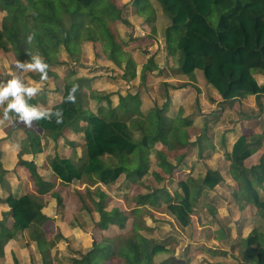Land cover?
<instances>
[{
  "label": "trees",
  "instance_id": "16d2710c",
  "mask_svg": "<svg viewBox=\"0 0 264 264\" xmlns=\"http://www.w3.org/2000/svg\"><path fill=\"white\" fill-rule=\"evenodd\" d=\"M147 1L132 0L139 13L148 8L144 5ZM158 1L170 21L166 40L176 57L179 73L194 77L195 71L201 69L224 101L234 102L255 95L261 106L264 84L259 83L255 73L264 74V0ZM0 8L5 12L0 21V50L13 52L16 61L30 59L29 53L39 54L48 64L47 74L52 76L51 67L61 64L62 51L65 50L71 60L80 62L83 43L87 41L97 57L111 59L121 69L124 66L116 55L122 44L117 29L122 9L117 0H0ZM29 35H33L31 42L27 39ZM150 63H153L151 58ZM124 77L131 80L126 71ZM85 78L77 77L75 71L65 78L62 99L50 107L62 110L61 123H56L55 118L33 121L34 126L56 144L73 131L81 132V161L59 153L49 155L47 163L42 166L35 160L25 159L26 154L35 156L44 151L42 137L32 125L26 127L22 122L16 123L15 116L9 114L14 126L24 130L26 135L20 141L19 159L12 172L4 167V140L0 138V192L9 185L10 174L20 168L30 175L33 188L0 196V203L8 207L0 219V257L5 255L9 240L27 231L40 252L41 264H179L172 254V247H169V240L154 239L142 232L153 231V227L144 221V214L164 202L180 226L189 227L206 189L214 190L224 181V176L219 170L209 168L200 178L179 181L180 191L171 194L161 183L167 179L166 175L174 173L185 157L182 143L178 140L172 143L180 136L178 125L173 127L169 138L166 135L168 130L162 132L160 123L148 119L151 112L147 115L140 110L130 112L119 105L108 110L107 115L93 111L84 114V97L94 99L99 95L91 89V79L85 81L90 88L87 94ZM73 85L77 86L75 101L67 102L65 98ZM40 100L33 96L28 103L39 107ZM155 111L157 113L160 109ZM0 112L2 114L3 110ZM136 116L139 122L132 127L129 120ZM67 142L75 146V141L68 137ZM157 143H162V148L155 147ZM263 146L264 129L241 134L227 153V159L230 160L229 172L238 186L234 190L235 196L241 203L257 207L264 217V153L259 163L246 164L247 159ZM201 149L202 154L203 147ZM152 155H155L160 169L150 171ZM171 155L176 164L170 160ZM43 168H48L52 177L62 185L86 184L84 193L79 192L78 209L93 217L97 230L107 231L117 226L123 233L94 239L90 247L77 252L69 263L60 262L53 249L63 235L45 230L50 217L44 208L48 193L62 208H66L67 199L55 190L57 183L42 173ZM123 175L148 190L138 193L135 196L138 206L128 210L110 205V195L102 187L116 184ZM130 219L132 223L128 227ZM241 243L246 249L243 253L247 262L264 264L263 230L254 228ZM161 255L167 256L157 261ZM15 261L21 264L18 258Z\"/></svg>",
  "mask_w": 264,
  "mask_h": 264
},
{
  "label": "rangeland",
  "instance_id": "374dc122",
  "mask_svg": "<svg viewBox=\"0 0 264 264\" xmlns=\"http://www.w3.org/2000/svg\"><path fill=\"white\" fill-rule=\"evenodd\" d=\"M150 2L152 5L155 4L160 14V21L168 20V17L166 19V15L162 12L163 9L160 2L158 0H149L144 5L150 7ZM119 6L122 9L120 27L124 31L120 32L117 26L118 36L122 44L117 49L116 55L118 61L124 63L122 69L115 64L110 63L109 66H106L105 63H99L103 58L97 57L93 47L87 41H84L81 50V61L71 60L69 54L63 50L60 55L61 64L53 65L51 67L53 75L49 76L47 74V79L45 80H41L40 74L37 72L25 71L16 73L14 71L16 63L14 53H5L0 50V80L6 81L13 75L18 74L26 84H38L40 91L35 96L39 97V100L40 97L42 98L39 102V107L48 109L51 105L60 101L64 80L70 73L75 71L77 77L91 74V77L94 76L93 89L98 91L99 95L94 99L84 97L82 100L84 114L93 111L107 115L108 110L118 108L119 105H122L123 108L128 109L130 112L147 111L145 115L151 112V116L148 119H153L160 123L163 128L162 132L168 130L166 135L169 138H171L173 127L178 125L180 136L173 139L172 143L178 140L180 144L182 143V150L186 149L189 145L188 142H190L188 134H186L188 131H186L183 112L190 114V117L194 120L193 125L189 129L190 139L192 138V140L196 141L199 138L200 140L191 148L186 164L183 167H178L171 176L163 180L161 186L175 195L176 192L180 191L179 181L186 180L189 177L200 178L209 168L221 171L224 181L217 185L214 190L206 189L193 214V223L189 227H181L178 221L169 214L166 204L162 202L159 207H155V209L144 214V221L153 227V231L142 232L154 239L169 240V246L172 247L174 253L178 257H184V264H212L218 261L225 264H252V262H247L244 258L245 254L243 252L246 249L243 248L241 242L256 227L264 231V217L260 214L257 207L245 202L241 203L238 197L235 196L234 190L238 186L230 175V162L227 159L226 152L236 138L245 131L244 127L264 129V96L261 98L262 108L258 105L255 96L234 102L214 99L213 91L219 92L213 85L209 84L210 86H208L207 83H204L207 80L201 69L196 70L194 77L180 74L175 55H173L174 60L171 58V49L163 45L157 51L148 50V46H151L148 44H144V46H147L146 49L143 48L138 43L140 40H136L137 37L133 36L134 26L131 28L126 17V8L131 5L124 6L120 4ZM132 6L136 8V5L132 4ZM134 8L131 9L133 13L135 11ZM148 12L150 14L148 22H152L156 18L155 14L157 12L152 8ZM129 13L127 12V14ZM4 14L5 12L0 8V21ZM214 24L217 25L216 19ZM139 49L151 53L150 56L155 55V58L161 63L159 61L157 63H145L147 59L145 55L140 60ZM125 71L128 74V78L132 81L129 82L124 77L123 73ZM255 76L259 83L264 84L263 73H255ZM174 78L183 81V87L190 88L193 86L189 90L190 94L185 92L182 96L175 95V88L170 86L178 83V80H174ZM165 79L173 82H166ZM85 81L89 82L90 79L86 77L83 80L88 94L90 93V88ZM164 83L169 85L166 86ZM200 85L206 90V101L200 95ZM187 94L188 96H186ZM186 97L187 100L184 103L183 112L176 113L179 107L174 105L172 109V100L170 98L176 99V103H178V101ZM121 98H124L125 101H122ZM164 99H167L166 103H164ZM156 102L159 103V106L155 105ZM203 102L206 104V108ZM163 103L164 106H160ZM156 108L160 109L157 113L155 111ZM0 109L3 110V106H0ZM80 123H83L82 119H80ZM32 126L42 137L44 151L35 156L25 155V159L33 157L36 163L42 166L47 163L49 155L59 153L64 157H72L76 161H81L80 158L83 157L81 132L73 131L66 137L60 138L56 144L44 131L36 128L33 122ZM5 132H8V134L7 137H2L4 140L2 146L6 150L3 159L5 167L12 170L17 166L19 144L26 133L21 128L14 126L12 118L8 120L2 119L0 112V135ZM67 137L75 141V146L67 142ZM202 147L203 153L201 154ZM263 153L264 146L247 159V166L259 163ZM151 157L150 171L158 166L155 155ZM171 160L176 162L174 158ZM17 170L11 175L12 190L22 193L30 187L33 188L28 172L23 168ZM42 173H45L48 179L57 183L55 190L59 191L67 199L66 208H62L58 200L51 193H48L46 196L48 203L44 208L45 213L50 217V220L44 226L45 230L63 235V238L53 249V254L57 256L60 262L69 263L71 258L77 255V252L84 251L90 245L92 238L93 240H100L105 235L123 233V230L117 226H112L107 231L97 230L93 217L86 211L83 212L78 209L80 202L79 192L84 193L86 184L77 182L73 185H62L52 177L48 168H43ZM102 187L110 195L108 200L110 205H117L125 210L138 206L135 197L138 193L148 192L139 183L126 178L125 175L116 184L107 188ZM9 192V187H7L0 194L4 197ZM262 193H264V189ZM5 207L6 205L0 203V217ZM95 217L98 218L97 213H95ZM128 223V227H130L132 219ZM164 256L167 255L159 256L157 261ZM16 258L21 264H41L40 252L36 243L30 239L27 231L19 234L15 239L9 240L6 254L3 258H0V264H16ZM243 260L246 263H241Z\"/></svg>",
  "mask_w": 264,
  "mask_h": 264
},
{
  "label": "crops",
  "instance_id": "0c3cea01",
  "mask_svg": "<svg viewBox=\"0 0 264 264\" xmlns=\"http://www.w3.org/2000/svg\"><path fill=\"white\" fill-rule=\"evenodd\" d=\"M117 2H118V4L120 5V4H123L124 6L125 5H131V6H128L127 8H126V11L127 12H130L129 14H127V12H126V17L128 18V20H129V22L128 23H130V25H131V28H133V26H134V29H133V31H134V33H133V36L134 37H137L136 38V40L137 39H139L140 41L138 42V43H140L142 46H143V48H147V46L145 45L144 46V44H148V45H151V46H148V50H158L160 47H163V45H165L166 46V48H168V45H167V40H166V28L168 27V25H169V19L168 20H166L165 21V19L163 20V22H161L160 21V14L158 13V11H157V8H156V6H155V4H153L152 5V3H151V5H150V7H148L149 9L150 8H152L153 10H156V12H157V14H155V19L154 20H152V22H148L149 21V18H150V14H149V9L147 8V9H145V11L143 12V13H139L137 10H136V8H134V6H132V4H133V2H132V0H117ZM135 9V11H134V13L131 11V9ZM156 8V9H155ZM163 12V11H162ZM164 14V13H163ZM165 16V15H164ZM166 19H167V17H166ZM121 23H122V20H118L117 21V26H118V29H119V31L120 32H123L124 30H122V27H120V25H121ZM148 24V25H147ZM140 32V33H139ZM164 42V43H163ZM170 49V48H169ZM162 51V50H161ZM139 52H140V57H139V59L141 60V58H142V56L143 55H145L146 57H147V59H146V61H145V63H148V61L150 60V58L151 59H153V62H155V63H157L159 60L158 59H156L155 57V55L153 56H150V54L151 53H149V52H147V51H144L143 49H139ZM171 58L174 60V57H173V54H172V52H171ZM160 62V61H159ZM99 63H105L106 64V66H109V64L111 63V64H113L114 62L111 60V59H108V58H103V60L102 61H100ZM161 63V62H160ZM196 72V71H195ZM124 74V73H123ZM91 74H87L86 76H84V77H87V78H89V79H91V81H90V83H91V89H93V74H92V76L93 77H91L90 76ZM197 76V75H196ZM174 80H178V83H175V84H172V85H170L172 88L174 87L175 88V90H174V93H175V95H177V96H182L185 92H189V94H190V91L189 90H191L190 88H192V87H190V88H186V87H183V85H184V82L183 81H181V80H179V79H175L174 78ZM129 82L130 81H132V80H128ZM165 81L166 82H173V81H170V80H168V79H165ZM197 81L199 82V84H200V81H199V79H198V76H197ZM205 84L207 83V85L208 86H210L209 85V83H208V81L207 82H204ZM165 84V83H164ZM166 86H168L169 84L168 83H166L165 84ZM181 87H183V88H181ZM166 89H167V87H165ZM200 95L201 96H203L204 98H203V100L204 101H206L205 100V98H206V90L204 89V87L202 86V85H200ZM188 89V90H187ZM94 90V89H93ZM212 90V89H211ZM98 92V91H97ZM173 93V92H172ZM61 99H62V92H61ZM171 95V94H170ZM212 95L214 96L213 98L214 99H216V100H222V101H224L223 100V98H222V96L219 94V93H216V91H213V93H212ZM172 96H173V94H172ZM186 96H188V94L186 95ZM250 96H255V95H249V96H247L246 98H243L244 100L245 99H247L248 97H250ZM256 97V96H255ZM60 99V100H61ZM170 100H172V109H173V106L174 105H178V109H177V112L176 113H181V112H183L182 110H183V107H184V103H185V101L187 100V97L186 98H182V100L181 101H178V103H176V99H171L170 98ZM166 101H167V99H164V103H166ZM59 102V101H58ZM58 102H56V103H58ZM164 103L162 104V105H160V106H164ZM204 103V102H203ZM55 104V103H54ZM53 104V105H54ZM155 105H157V106H159V103H157L156 102V104ZM204 107L206 108V104L204 103ZM52 106V105H51ZM50 106V107H51ZM150 108V107H149ZM148 108V109H149ZM48 109H50V108H48ZM143 113L144 114H146L147 113V111H143ZM183 115H184V120L186 121V120H189L190 122L189 123H186L185 122V127H186V131H188L186 134H188V138H189V140H190V142H188L189 143V145L187 146V148L186 149H184L182 152H185V157H184V160L181 162V164H180V166H178V167H183L185 164H186V160H187V157H188V155H189V152H190V150H191V148L193 147V146H195V144H196V142H198L200 139L199 138H197L196 139V141H194V140H192V138L190 139V131H189V129H190V127L193 125V119L190 117V114H188V113H185V112H183ZM138 118H137V116L136 117H133L131 120H129V123L131 124V126L132 127H135V126H137V123L139 122L138 120H137ZM244 132H242L241 134H245V133H252V132H258V131H262L263 129L262 128H256V129H253L252 127H244ZM181 132H182V130H181ZM7 134H8V132H5L4 134H2V135H0V138H4V137H7ZM240 134V135H241ZM239 135V136H240ZM238 136V137H239ZM237 137V138H238ZM236 138V139H237ZM236 141V140H235ZM234 141V142H235ZM234 142L232 143V145H231V147H230V149L226 152V153H228V152H230L231 150H232V146H233V144H234ZM157 145V148L158 149H160V148H162V146H163V144L162 143H157L156 144ZM2 148H3V146H2ZM19 149H20V147H19ZM4 150V153H3V157L5 156V152H6V150H5V148L3 149ZM261 150V149H260ZM259 150V151H260ZM19 151V150H18ZM258 152V151H257ZM256 152V153H257ZM255 153V154H256ZM26 155H32V154H26ZM227 155V154H226ZM32 156H34V155H32ZM172 158H174L175 159V157H173L172 155H171V157H170V160L172 159ZM27 159V158H26ZM30 160H35V159H33V157L32 158H30ZM36 161V160H35ZM172 161V160H171ZM175 161H176V159H175ZM229 162H230V160H228ZM173 162V161H172ZM3 163H4V159H3ZM173 163H177V161L176 162H173ZM229 165H230V163H229ZM4 167H5V164H4ZM178 167H176V169L175 170H177L178 169ZM6 168V167H5ZM158 168V167H157ZM156 168V169H157ZM6 169H8L9 171H13L14 169H9V168H6ZM158 169H160V168H158ZM218 170V169H217ZM221 172V171H220ZM222 173V172H221ZM12 174H14V172L12 173ZM12 174H10V176H9V185H7L5 188H7V187H9V190H10V192H12L13 190H12V180H11V175ZM223 175V174H222ZM231 175V174H230ZM168 177V175H166V178ZM232 177V176H231ZM19 178V177H18ZM233 179V178H232ZM234 180V179H233ZM235 182V181H234ZM4 188V189H5ZM31 189H32V187H30ZM3 189V190H4ZM9 192V193H10ZM14 192V191H13ZM19 192V191H18ZM8 193V194H9ZM0 196H1V194H0ZM1 197H3V196H1ZM4 197H6V196H4ZM3 204V203H2ZM5 205V204H4ZM6 210H8V207L6 206L5 207V210L4 211H6ZM4 211H2V216L0 217V219H2L3 218V212ZM45 212V211H44ZM47 214V213H46ZM48 215V214H47ZM49 216V215H48ZM50 220V219H49ZM193 223V222H192ZM79 227H82L81 225H78ZM15 239V238H14ZM12 240V239H11ZM93 238H92V241H91V243H90V245L88 246V247H90L91 245H92V243H93ZM9 244V241H8V243L6 244V246H5V254H6V248H7V245ZM88 247H86V249L88 248ZM169 247H171V246H169ZM85 249V250H86ZM173 250V249H172ZM173 253V256L176 258V260H178V262H179V264H184L183 263V258L184 257H181V256H177L175 253H174V250L172 251ZM198 253H201V252H198ZM5 256V255H4ZM3 256V257H4ZM3 257H0V258H3ZM164 257H166V256H164ZM163 257V258H164ZM219 262H221V261H218V262H215V263H212V264H216V263H219ZM243 262H245L244 260L243 261H241V263H243ZM222 263V262H221ZM246 263V262H245ZM223 264H225V263H223ZM249 264V263H248ZM252 264H254V262H252Z\"/></svg>",
  "mask_w": 264,
  "mask_h": 264
},
{
  "label": "clouds",
  "instance_id": "9594fccd",
  "mask_svg": "<svg viewBox=\"0 0 264 264\" xmlns=\"http://www.w3.org/2000/svg\"><path fill=\"white\" fill-rule=\"evenodd\" d=\"M27 39L28 42H31L33 35H29ZM29 56L30 59L26 61L17 60L14 71L16 73L37 72L40 74L41 80L47 79L48 64L39 54L29 53ZM76 89V85L69 89L65 98L67 102L75 101L74 93ZM39 91L40 86L38 84H26L18 74L13 75L6 81L0 80V106H3L2 119L8 120L9 114L12 113L15 116V122H22L26 127H30L34 120H52L55 118L56 123H61L63 120L61 109L40 108L28 103V99L35 96Z\"/></svg>",
  "mask_w": 264,
  "mask_h": 264
}]
</instances>
